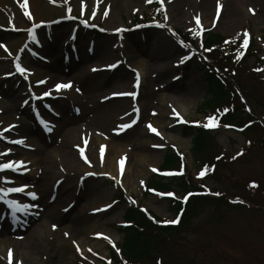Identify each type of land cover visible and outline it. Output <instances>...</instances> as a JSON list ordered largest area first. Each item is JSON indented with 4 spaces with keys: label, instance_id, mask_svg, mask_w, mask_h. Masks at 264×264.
I'll use <instances>...</instances> for the list:
<instances>
[{
    "label": "rangeland",
    "instance_id": "374dc122",
    "mask_svg": "<svg viewBox=\"0 0 264 264\" xmlns=\"http://www.w3.org/2000/svg\"><path fill=\"white\" fill-rule=\"evenodd\" d=\"M152 1L83 0L82 9L81 0H28L30 20L17 0H0V44L8 49L0 48V132L4 137L0 153L7 152L0 156V163L24 165L17 172H0V188L26 186L23 193L0 197V264H9V250L12 264H264V0H248L254 13L246 11L229 28L222 24L221 10L214 3L204 18L193 10L184 12L186 16L171 14L167 3L174 6L176 0H157L164 9L161 17L151 7ZM31 5L36 9L31 11ZM34 24L38 26L33 29ZM189 31L200 34L192 38V46L180 43L176 36ZM245 32L248 47L238 55ZM210 34L220 39L219 45L224 38L227 49L234 47V56L223 62L227 66L221 75L226 77L224 88L235 92L233 105L229 104L232 96L217 103L207 87L216 65L200 49ZM159 41L175 48L164 60L171 71L147 84L141 76L149 62L147 49L138 60L143 63L141 71L133 70L135 61L125 51L132 43L145 46ZM77 53L80 62H66ZM186 56L190 58L181 62ZM17 62L28 70L25 74L17 72ZM125 66L129 75L120 77ZM185 70L192 72L196 98L187 104L179 102L180 108L174 105L180 110L175 111L178 116L173 109L163 108L165 113L159 118L161 105H154L152 97L146 99L156 93L153 85L166 78L179 82ZM58 83L72 87L57 91L54 85ZM45 92L50 95L44 96ZM112 104L118 107L109 115ZM214 107L222 112L225 107L231 109L229 122L224 124L222 119L210 131L201 130L207 148L199 152L192 147L197 127L208 122ZM102 114L101 131L106 134L98 137L94 128L90 131L84 124ZM9 126L14 127L3 131ZM73 127L76 131L66 144L77 152L75 158L83 169L65 179L58 170L49 177L48 186L47 180L42 182L46 177L40 153L65 142V134ZM80 138L90 142L92 154H99L103 163L108 157L111 169L105 162L101 173L92 163H85L89 148ZM173 151L185 163L184 176L168 173L175 172L169 168H177V164H165ZM49 156L52 165L56 156ZM197 159L206 166L213 163L214 173L201 176ZM180 179L209 193L205 199H188L181 218L177 202L183 204L185 190L176 183ZM62 186L79 190L84 201L75 204L72 195L63 194L62 206L49 203L58 213L54 219L47 218L39 210L40 202L53 199ZM9 200L20 209L10 206ZM136 207L149 212L155 225L180 219L177 225L168 224L176 225L167 226L173 231L159 230L157 238H152L156 241L149 240L146 248L139 241L133 248L138 255L128 251L129 236L123 230L129 227L123 225L129 224L126 213ZM138 218L133 214L134 223ZM40 224L44 227L36 234L33 261L25 262L22 239Z\"/></svg>",
    "mask_w": 264,
    "mask_h": 264
},
{
    "label": "bare ground",
    "instance_id": "6f19581e",
    "mask_svg": "<svg viewBox=\"0 0 264 264\" xmlns=\"http://www.w3.org/2000/svg\"><path fill=\"white\" fill-rule=\"evenodd\" d=\"M166 3L169 2V0H165ZM217 2L218 0H176L174 3V6L172 3L168 4L169 5V9H170V13L171 14H177V13H181L184 16H186L187 14L184 12H188L190 10H193L195 12L200 11V13L203 15L204 18H207V14L210 8H212L213 3L216 4L217 6ZM251 3V2H250ZM250 3H248V0H219V4H220V10H221V17H223L222 19V24L232 27L233 25H235L238 21H240V18L243 16V13L246 14V11L251 14V12L249 11V9H251ZM171 7V8H170ZM31 11L35 10L36 8H33V6H30ZM182 10V11H181ZM261 16L258 17V20ZM221 24V25H222ZM150 42H147L145 44V46L142 45V43H132L131 46L128 47V49H126L125 53H127L126 55L129 56V60H131L132 62L135 61L134 63V69L135 71H138L143 68L141 65H143L142 61H138L139 59H141L142 55L144 54V52L146 51L145 55L146 58L149 59L148 64H146V68L144 69L142 79L145 83L149 84L151 82H154V80L158 79H163L165 78L166 74L171 71L170 67L167 65V61H164L166 58L170 57L171 53H174L175 48L173 46L170 45H164V42H158V44H149ZM70 61H69V60ZM81 56H77L76 55H71L70 58H67L66 62H70V65H76V62H80ZM65 62V63H66ZM57 66V65H56ZM54 69V67H53ZM56 69V67H55ZM54 69V70H55ZM124 71L120 72V77H127L129 75L128 73V68L125 66L124 67ZM191 70H185L182 74H183V78L179 81L174 83L173 81H169L166 79H164L163 81L157 82L154 86L155 88V92H151L149 93L148 98H146L147 100L152 97L151 102H154V105H161L160 109V116L159 118H161L163 116V114L165 113V109H168L170 112L172 111V109H175V111L179 112L180 110H177L175 108V106L179 103L182 102L184 104H187L188 102L193 101L196 98V90L194 89L193 84L190 82L191 78H192V74H191ZM82 77V76H81ZM81 77L79 78L81 80ZM76 81H78V79L74 78ZM72 80V79H71ZM75 81V82H76ZM175 81V80H174ZM71 86V85H70ZM72 87V86H71ZM67 90V89H66ZM175 105V106H174ZM118 106L115 105H110V107L108 108L109 111L107 113H110L115 111L114 109H116ZM178 107V106H176ZM180 108V107H178ZM182 113V111H181ZM183 114V113H182ZM102 119H104V115L102 114L100 118H95L94 119H90L89 121H86V123L84 124L85 128L89 129L90 131L93 130L94 128V135L101 137L103 135L106 134V132L101 131V121ZM168 126V125H167ZM170 126V125H169ZM168 126V129H169ZM76 128H70L67 133L65 134V139L66 141H60L57 144L54 145V147H47V149H42L40 154L42 155V159H44L43 162V176H45L46 178H43L42 182L47 180V185L50 176H53L54 174H57V171L59 170L61 178L67 177V178H72L75 176L74 173H77L79 170L83 169V166L81 165L80 161L78 162L76 160V156H77V152H73L71 149H69V146L66 144L68 143V141L70 140V137H72L75 133ZM88 138V137H87ZM91 138V137H90ZM96 140H98V138L94 137ZM80 140V143L84 145V147L89 148L90 146V142L88 140L83 141L81 138L78 139V141ZM141 146L137 145V148L140 149ZM137 149V150H138ZM78 151V150H77ZM90 152V153H89ZM89 152H87L85 160V163H92L93 168H97L99 172L102 173L103 168H106L105 162L107 164V168L111 169L110 166L108 164H110V159L109 162L108 161V157L106 159V161L103 163L102 161H104L101 156L99 154H92L90 148H89ZM45 153L47 155H45ZM80 153V152H79ZM53 155V157L56 156V162H54L52 165L51 164V157L49 155ZM41 155H39L40 158ZM134 156V155H133ZM132 160V159H131ZM97 161H99V164L97 163ZM123 163L125 164V161H123ZM121 164V162H120ZM128 163L126 165V169L128 168ZM113 168V167H112ZM118 168V167H117ZM87 171V170H85ZM104 171V170H103ZM108 172L111 173V170H108ZM81 173V171H80ZM36 174L32 173V175ZM127 176V175H126ZM26 177L28 178L29 176L26 175ZM72 192H71V191ZM57 195H55V197L51 200L47 199L45 200L43 198V200H41L40 205L41 208H39L41 214L45 213L47 218L51 217L52 219H54V215H57L58 211L57 209H55V207H53L54 205L49 204V203H53V204H58L59 207L62 206L63 203V199L64 197L61 196L63 194H65L66 196H71L73 198V201L76 203L80 202L82 203L84 200H80L81 198V194L80 191L77 190L75 191L74 187H61L57 192ZM80 206V204H79ZM81 210L86 211V206L82 205L81 206ZM77 219H72V222H76ZM43 224L39 225V228H37V230H33L32 232H30V234L27 236V238L22 239L23 243H22V253L21 255L23 256L25 262L30 261L31 259H33V254L34 251L36 252V247L34 246V241L36 238V234L38 233V230L42 229ZM33 261V260H31Z\"/></svg>",
    "mask_w": 264,
    "mask_h": 264
},
{
    "label": "trees",
    "instance_id": "16d2710c",
    "mask_svg": "<svg viewBox=\"0 0 264 264\" xmlns=\"http://www.w3.org/2000/svg\"><path fill=\"white\" fill-rule=\"evenodd\" d=\"M156 12H160V9L157 8ZM176 35L181 40V43H189V44L193 43L192 42L193 39L191 38L190 34H188V33L182 35L181 33L177 32ZM218 40H220V39L216 38L215 36H213L211 34L208 35L207 38L204 41H202L203 42V51L202 52H203V54L207 60H209L210 62H213L218 67L220 65L219 68L223 70V68L225 66H227V64H224L223 62H225V63L229 62V58L231 57V55L233 53L232 50L234 49V47L231 46L230 49H227L226 40L223 38L221 40V45H219ZM221 61H222V63H221ZM213 78H215L214 73H210L209 78L207 80V83H208L207 87H208V90L212 93L213 99L217 103H219L221 101L231 100V96H232V100L229 104L233 105L235 92L234 91L232 92L231 90H229L227 88H224V86H223V83H225L224 80H222V82L219 83L220 81L214 82ZM226 83H228V82H226ZM228 85H230V84L228 83ZM228 111L231 112V109H228ZM228 116H229V114L226 116V122H229L227 120ZM235 116H236V114L234 116H232L231 119L234 120ZM198 130H199V132L197 133V135L193 141L192 147L194 148V150H197L199 152L206 151L207 147H205V143H204L205 137L201 133V130H203V129L199 128ZM206 154H204L205 157H207ZM203 157H201V159ZM196 161L201 165L205 163V161H201L200 159H197ZM178 163H179L178 158L176 156H174V154L172 152L170 153V155H167L165 158V164L168 166L169 165L172 166L174 164H177V166H178ZM176 183L180 187V189L185 190V191H187L189 189L199 188L197 186L187 184L184 179H180ZM201 198L205 199V197H201ZM196 202H193V204H196ZM134 209H136V208H134ZM133 214L139 215L138 221L136 220V223L133 222ZM126 219L130 224L128 228L123 229L126 231V234L129 236V239L127 240L126 247H127L129 252L132 251V252H134L135 255L140 254V252L134 250L135 247L138 245L137 243L139 241H143L144 242L143 246H144V248H146L148 246L147 243H149L153 237L157 238V236H158L157 232L159 230H163V231L168 232V231H173L175 229V228H171V227L163 228V227H159V226L151 223V221L148 218H146L143 213H140V211L137 209L136 210H133V209L128 210V212L126 213ZM154 241H156V240H152L151 242H154Z\"/></svg>",
    "mask_w": 264,
    "mask_h": 264
},
{
    "label": "snow or ice",
    "instance_id": "6c2138e0",
    "mask_svg": "<svg viewBox=\"0 0 264 264\" xmlns=\"http://www.w3.org/2000/svg\"><path fill=\"white\" fill-rule=\"evenodd\" d=\"M17 2H18V4H19V6L24 10V16L25 17H27L28 19H32V16H31V13H30V11H29V4H28V0H17ZM50 2H52V3H55V0H50ZM160 2L161 3H163V0H160ZM81 5H82V9H83V0H81ZM220 4H219V0H218V2H217V11H219V9H220ZM68 11H71L70 9H68ZM249 11L250 12H253L254 13V10L253 9H249ZM95 14V12H93V15ZM105 15H107V10L105 11ZM195 19H196V22H197V24H199L200 23V20H199V17L197 16V17H195ZM38 25H33V29L35 28V27H37ZM33 35V31L30 29L29 30V36H32ZM247 42H248V33L247 32H245L244 33V44L246 45L247 44ZM0 48H3L6 52L8 51V49L6 48V46L5 45H3V44H0ZM190 57H184V58H182V60H181V62H183V60H185V59H189ZM115 65H112V66H110V67H114ZM15 68H16V70H17V72H19V73H21L22 75L23 74H25L28 70L27 69H25V68H23L18 62L17 63H15ZM94 71H95V69H93ZM25 78H27V77H25ZM139 80V76L137 75V81ZM46 81H38L37 83L38 84H42V83H45ZM70 85H68V84H63V83H58V84H56V85H54V89L55 90H60V89H66V88H68ZM43 95L44 96H47V95H50V92H45V93H43ZM121 95H124L123 93L121 94ZM131 95H135L134 93H132ZM225 111H227V109H225ZM173 112H174V114L175 115H179V113H176L175 112V109H173ZM207 120H208V122L207 123H205L204 125H203V127H205L206 129L207 128H214V127H216V124L214 123V117H208L207 118ZM134 122V121H133ZM127 126H129V125H124L123 127H127ZM12 127H14V126H9V128L8 129H4L3 131H9ZM227 127V126H226ZM149 128L152 130V131H156L154 128H151V125H149ZM4 137H3V134H2V132H0V139H3ZM12 142H14V143H22V141H12ZM81 153L83 154V150H81ZM3 155H7V152H5V153H0V156H3ZM237 155H240V153H238ZM235 158V157H234ZM123 163V161H121V164ZM24 167V165H23V162H19V161H8V162H4V163H0V172H2V171H6V170H9V171H13V172H17V171H19L20 169H22ZM153 171H155V169H153ZM200 175L201 176H203L204 175V172L202 171L201 173H200ZM252 186H255L254 184L252 185ZM25 187L26 186H21V187H11V188H7V189H3V188H0V197H5V196H7L8 194H10V193H23L24 191H25ZM29 195H31V197L33 198V199H35V194L34 193H30ZM169 195H171V194H169ZM186 199V198H185ZM10 206H13V207H15V208H17V210H19L20 209V205H18L17 203H16V201H14V200H9V201H6ZM23 207H27L26 205L25 206H23ZM178 219L179 218H177V219H173V220H171V221H163V223H165V224H176V223H178ZM55 227V226H54ZM97 235H100V234H97ZM105 239H108L107 237H105ZM78 251H80V249L78 248L77 249ZM11 250H9V264H12V262H11Z\"/></svg>",
    "mask_w": 264,
    "mask_h": 264
}]
</instances>
